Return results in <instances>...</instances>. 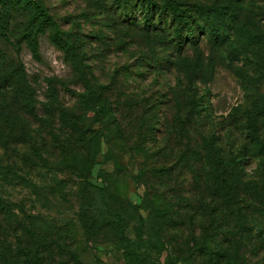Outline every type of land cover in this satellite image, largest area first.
<instances>
[{
	"label": "rangeland",
	"instance_id": "rangeland-1",
	"mask_svg": "<svg viewBox=\"0 0 264 264\" xmlns=\"http://www.w3.org/2000/svg\"><path fill=\"white\" fill-rule=\"evenodd\" d=\"M36 1L50 20L34 49L22 37L33 10L0 3V96L5 73L18 71L37 114L13 112L35 129L37 149H15L17 125L0 164V194L35 217L27 227L67 226L85 264H206L204 246L216 242L242 264H264V0ZM63 112L94 136H65ZM52 132L63 134L53 147ZM211 146L232 174L230 208L219 206ZM88 181L118 203L126 243L88 219Z\"/></svg>",
	"mask_w": 264,
	"mask_h": 264
},
{
	"label": "trees",
	"instance_id": "trees-1",
	"mask_svg": "<svg viewBox=\"0 0 264 264\" xmlns=\"http://www.w3.org/2000/svg\"><path fill=\"white\" fill-rule=\"evenodd\" d=\"M14 1H16L15 5L28 4L33 10L32 18L34 20L31 21V25L34 27L30 28L29 32L23 34L22 37L29 43L31 48L34 49L36 47L35 36L50 20V17L46 13L45 8L36 0H0V3L2 6H11ZM168 4L170 3L168 2ZM36 20H38L37 23ZM182 22L183 25H185L184 27L187 28V34L192 36L193 33L191 32L192 29L189 26L188 20H182ZM146 24L151 25L149 19H146ZM211 29L212 34H215L216 28L211 27ZM53 41L60 45L58 35H55ZM5 75L11 78V81L10 85H8L6 89H3V95L0 96V150L2 151V153H0V164H2V157L7 156L5 153V151H7V146L9 145L10 147L11 141L9 140V134H11V132L15 133L13 128L20 125L18 122L19 115L13 112L18 109H25L28 116L37 117L35 105L33 106L32 102L26 99L25 93L20 88L23 76L18 71L17 73L8 71ZM4 77L5 76L0 75L1 79ZM2 88L3 87L0 86V90H2ZM88 99L90 101V98ZM89 101L87 99L85 100L86 103ZM98 106L95 112L100 114V116H104L107 113L106 105L99 103ZM46 114L48 115V113ZM62 116L64 118H61V122H63L70 131V134L66 132L65 136L72 135L74 137V135H77L80 139L88 136V139H90L94 136L90 131H85L83 127L80 126L81 117L73 116L68 112H63ZM14 117L16 122L14 121ZM23 121L25 124L23 126L20 125L22 128L21 132L18 135L15 134L16 140L11 144L17 149L18 146L25 143V145H28L32 150H35L37 149L35 144L36 138L34 136L35 129L31 127L29 123L25 122L26 119ZM9 128H11L10 131ZM2 132L6 133L5 139H2ZM44 133L45 131H40V134L37 132L40 137V142H42V145L46 148L48 142ZM51 135L52 139L49 142L51 147L55 146L57 141H62L61 137L63 134L61 132L49 133V136ZM17 138H19L20 141H18ZM259 150L264 151L262 148ZM26 155L27 154H25V156ZM209 155L214 158L212 166L214 168V174L216 178H218H215V188L219 194V206L230 208L235 194L232 186V174L230 169L227 170L229 167H227V164L223 161L219 148L211 146ZM221 166H223L224 169L221 170ZM3 169H5V167L0 165V170ZM85 187H88L89 193L93 198L92 205L89 204V206L96 209L97 212L96 219H93L92 215H89L88 219L93 223L100 221L103 227H110L115 233H122L120 240L126 243L127 238L123 236V232L126 228L124 221L125 215L116 208V204L118 203L115 204L112 202L106 185L103 182L101 184H96L88 181L85 182L84 188ZM127 206L131 207L129 204ZM86 215V212L81 214L82 217H86ZM32 217V215H19L15 213L13 202L0 194V264H85L81 261L79 254L73 247V239L68 233L67 226L55 228L54 225V229H51L52 231L46 233V230H44L45 232L43 231V234L38 235L25 224L26 221H28V223L36 221L34 220L35 217ZM103 217L105 219H102ZM142 221L143 220H141V222ZM262 228H264V226ZM226 233L227 231H225L224 235H226ZM225 238L227 237L225 236ZM222 244L223 242H216L212 247L204 246L202 253L205 255V263L242 264L240 258L243 257H238L236 253H228V251L222 247ZM124 250L126 251V248ZM127 255L131 259L139 256L138 253L131 251L127 252ZM147 257L148 256H143L141 263L144 262Z\"/></svg>",
	"mask_w": 264,
	"mask_h": 264
}]
</instances>
